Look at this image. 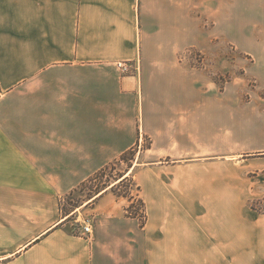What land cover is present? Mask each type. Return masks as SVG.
I'll list each match as a JSON object with an SVG mask.
<instances>
[{
	"label": "crops",
	"instance_id": "0c3cea01",
	"mask_svg": "<svg viewBox=\"0 0 264 264\" xmlns=\"http://www.w3.org/2000/svg\"><path fill=\"white\" fill-rule=\"evenodd\" d=\"M258 28L264 0H0V264H264L234 161L252 113L183 60ZM142 135L145 227L120 179L72 232L62 201Z\"/></svg>",
	"mask_w": 264,
	"mask_h": 264
},
{
	"label": "rangeland",
	"instance_id": "374dc122",
	"mask_svg": "<svg viewBox=\"0 0 264 264\" xmlns=\"http://www.w3.org/2000/svg\"><path fill=\"white\" fill-rule=\"evenodd\" d=\"M215 42L214 51L201 53L191 49L185 52L183 60L188 67L199 69L205 74L208 84L210 82L215 85L214 89L207 88L209 91L219 89L225 93L243 96L239 105H245L248 113H252V117L240 126V129L247 126L250 130H239V148L234 152L236 157L234 161L239 175V185H242L243 193L245 192L243 206L257 217L264 218V29H256L243 41L237 40L231 43L220 38ZM228 83H231L230 86H227ZM243 132H246V135L242 136ZM149 146L150 140L142 135L135 150L129 151L126 156L128 162L121 160L113 162L106 167L107 169L104 168L106 169L104 172L94 176L62 201L64 214L74 212L68 214L70 215L68 227L72 232L91 237L93 214L88 207L81 208V206L95 197V194L99 195L117 179H122L124 182L122 183L121 180L116 184L122 186L113 191L119 199L130 201L125 209L127 216L129 210L136 215L135 218L139 219L140 223L143 221L146 211L145 203L144 207L141 204L143 200L140 196V188L132 178H124V176L137 164V155L141 150ZM252 149L260 151H252ZM213 159L225 160L224 156ZM87 226L90 227L88 233L85 232ZM238 260V264H245V258L239 257Z\"/></svg>",
	"mask_w": 264,
	"mask_h": 264
},
{
	"label": "trees",
	"instance_id": "16d2710c",
	"mask_svg": "<svg viewBox=\"0 0 264 264\" xmlns=\"http://www.w3.org/2000/svg\"><path fill=\"white\" fill-rule=\"evenodd\" d=\"M130 152H131V151H130ZM130 152H127V153L123 154L119 160H121V161H125V162H128L126 156H127L128 153H130ZM106 169H107V168H106ZM106 169L101 170V171H100L99 173H97L95 176L101 174V173L104 172ZM122 177H123V176H122ZM118 180H119V179H117V181H118ZM121 182L123 183L124 180H122ZM120 186H122V185H120ZM120 186H119V185H115L114 187H112V189L115 191V190L119 189ZM121 196L126 197L125 195H121ZM119 197H120V195H119ZM141 204H142L143 207H144V202H143V201H141ZM252 207H253V209L259 211L255 206H252ZM132 208H133V207H132ZM128 209H129V208H128ZM130 209H131V208H130ZM127 213H128V216H129V217H134V218L136 217V215L133 214V213H131V212H129V210L127 211ZM146 219H147V216H146V214H144V216H143V221L141 222V226H142V227L145 226Z\"/></svg>",
	"mask_w": 264,
	"mask_h": 264
},
{
	"label": "built area",
	"instance_id": "2783aa9c",
	"mask_svg": "<svg viewBox=\"0 0 264 264\" xmlns=\"http://www.w3.org/2000/svg\"><path fill=\"white\" fill-rule=\"evenodd\" d=\"M117 67L123 74H129L131 70L130 62H118ZM90 231V227H85V232L88 233Z\"/></svg>",
	"mask_w": 264,
	"mask_h": 264
}]
</instances>
